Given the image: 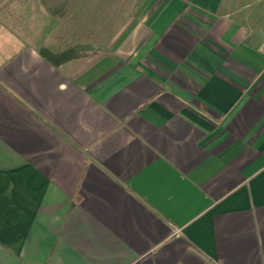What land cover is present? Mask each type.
Wrapping results in <instances>:
<instances>
[{"label": "crops", "instance_id": "0c3cea01", "mask_svg": "<svg viewBox=\"0 0 264 264\" xmlns=\"http://www.w3.org/2000/svg\"><path fill=\"white\" fill-rule=\"evenodd\" d=\"M61 9L0 0V264H264V0H157L53 63Z\"/></svg>", "mask_w": 264, "mask_h": 264}, {"label": "rangeland", "instance_id": "374dc122", "mask_svg": "<svg viewBox=\"0 0 264 264\" xmlns=\"http://www.w3.org/2000/svg\"><path fill=\"white\" fill-rule=\"evenodd\" d=\"M46 2L59 11L62 30L69 36L71 44H82L80 52H99L98 44L105 43L113 34L121 32L127 24L133 23L149 11L157 0H34ZM76 20L71 26V20ZM70 26L64 27L65 21ZM64 22V23H63ZM99 41V42H98ZM75 48V47H73Z\"/></svg>", "mask_w": 264, "mask_h": 264}, {"label": "trees", "instance_id": "16d2710c", "mask_svg": "<svg viewBox=\"0 0 264 264\" xmlns=\"http://www.w3.org/2000/svg\"><path fill=\"white\" fill-rule=\"evenodd\" d=\"M82 50V49H81ZM43 54L45 55V57L50 60L51 62L53 63H61V62H65L67 60H70L72 58H75L76 55L78 54H82V52H80V49H76V48H69L68 50L60 53V54H52V53H49L48 51L46 50H42ZM85 54V53H84Z\"/></svg>", "mask_w": 264, "mask_h": 264}]
</instances>
